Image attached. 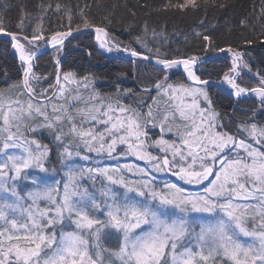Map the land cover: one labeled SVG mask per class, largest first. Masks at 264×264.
<instances>
[{
  "label": "snow or ice",
  "instance_id": "6c2138e0",
  "mask_svg": "<svg viewBox=\"0 0 264 264\" xmlns=\"http://www.w3.org/2000/svg\"><path fill=\"white\" fill-rule=\"evenodd\" d=\"M235 8L0 0L19 60L0 86V264H264V0L218 37L209 17ZM173 11L196 23L175 48L141 19ZM85 36V56L130 67L112 91L65 68Z\"/></svg>",
  "mask_w": 264,
  "mask_h": 264
},
{
  "label": "trees",
  "instance_id": "16d2710c",
  "mask_svg": "<svg viewBox=\"0 0 264 264\" xmlns=\"http://www.w3.org/2000/svg\"><path fill=\"white\" fill-rule=\"evenodd\" d=\"M25 2L31 4L35 2V0H11L12 4H17ZM64 2H68V0H64ZM75 3V0H72ZM107 2H111V0H107ZM132 3H135V0H131ZM142 3L146 2L151 6H158L163 0H141ZM251 0H231V3L236 6V8L228 9L226 12H217L214 16L209 17V23H217V19H219L218 29L216 35L219 37L221 33L227 35V29L225 27V21H228L230 24H235L244 9H246ZM17 10L12 8L9 10V16L15 19L17 16ZM147 18L149 20V24L153 27H166V35L171 42V46L173 48L177 46L183 45L184 37L182 34L178 33H190L191 30L196 27L195 17L193 16H184L182 14H177L173 12H159L153 13L151 17H144L143 13H141V19ZM46 26L48 22H45ZM53 26L55 25V18L52 20ZM120 39L125 40L126 38L121 36ZM92 42V38L90 37H81L78 41L74 40L72 45L69 46V54L68 59L65 61L66 70L76 71L79 75L85 74H93L96 77L97 86L101 91L109 92L112 91V82L114 77L119 72H130V67L128 64L113 60L110 58H106L105 56L95 55L93 58H88L84 55L82 49L90 45ZM77 45L81 50H76ZM262 53L261 51L255 52L253 55L258 59ZM49 57L45 55L37 62V68L35 71L38 74L47 75L53 71L52 65L48 62ZM18 69H19V61L13 55L11 46L3 43V40H0V86L3 84V80L5 78L4 74L7 73L8 77H11L12 80L18 78ZM145 74H141L139 79H137L134 75H129L127 79L123 81L121 87L123 88H132L136 89L140 86L141 81L143 80ZM46 85V84H45ZM44 85V86H45ZM47 87V85L45 86ZM217 99V106L221 110L231 109L228 107L229 100L226 97L220 96ZM250 103V102H249ZM241 108H247L248 104L240 105ZM108 163H114L109 161Z\"/></svg>",
  "mask_w": 264,
  "mask_h": 264
},
{
  "label": "water",
  "instance_id": "95a60500",
  "mask_svg": "<svg viewBox=\"0 0 264 264\" xmlns=\"http://www.w3.org/2000/svg\"><path fill=\"white\" fill-rule=\"evenodd\" d=\"M11 50H12V49H11ZM13 51H14V50H12V53H13ZM15 57H16V56H15ZM16 58H17V60H18V57H16ZM18 61H19V60H18Z\"/></svg>",
  "mask_w": 264,
  "mask_h": 264
},
{
  "label": "rangeland",
  "instance_id": "374dc122",
  "mask_svg": "<svg viewBox=\"0 0 264 264\" xmlns=\"http://www.w3.org/2000/svg\"><path fill=\"white\" fill-rule=\"evenodd\" d=\"M46 86V85H45Z\"/></svg>",
  "mask_w": 264,
  "mask_h": 264
}]
</instances>
